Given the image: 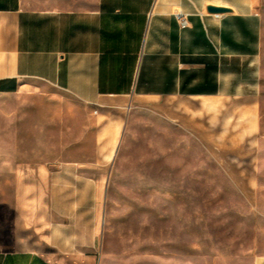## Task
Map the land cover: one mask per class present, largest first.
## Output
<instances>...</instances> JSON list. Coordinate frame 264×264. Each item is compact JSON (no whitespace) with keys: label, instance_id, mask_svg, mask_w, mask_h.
<instances>
[{"label":"crops","instance_id":"crops-1","mask_svg":"<svg viewBox=\"0 0 264 264\" xmlns=\"http://www.w3.org/2000/svg\"><path fill=\"white\" fill-rule=\"evenodd\" d=\"M262 6L0 0V97L40 82L98 110L91 154L0 162V264H127L110 251L103 186L130 103L155 99L176 131L204 141L258 133Z\"/></svg>","mask_w":264,"mask_h":264},{"label":"rangeland","instance_id":"rangeland-1","mask_svg":"<svg viewBox=\"0 0 264 264\" xmlns=\"http://www.w3.org/2000/svg\"><path fill=\"white\" fill-rule=\"evenodd\" d=\"M261 15L258 133L204 141L176 131L155 99L130 103L103 186L110 251L125 263L253 264L264 254V0ZM97 111L40 82L0 97V162L91 154Z\"/></svg>","mask_w":264,"mask_h":264},{"label":"built area","instance_id":"built-area-1","mask_svg":"<svg viewBox=\"0 0 264 264\" xmlns=\"http://www.w3.org/2000/svg\"><path fill=\"white\" fill-rule=\"evenodd\" d=\"M186 25V21L182 18L181 19V26H185Z\"/></svg>","mask_w":264,"mask_h":264},{"label":"water","instance_id":"water-1","mask_svg":"<svg viewBox=\"0 0 264 264\" xmlns=\"http://www.w3.org/2000/svg\"><path fill=\"white\" fill-rule=\"evenodd\" d=\"M211 11H214V12H215V11H218V10H217V9H215V8H212V9H211Z\"/></svg>","mask_w":264,"mask_h":264}]
</instances>
